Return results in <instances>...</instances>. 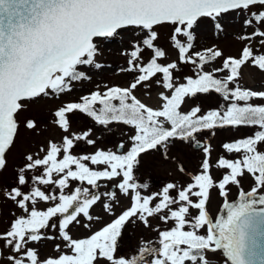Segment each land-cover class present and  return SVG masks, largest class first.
Segmentation results:
<instances>
[{
  "label": "snow or ice",
  "instance_id": "6c2138e0",
  "mask_svg": "<svg viewBox=\"0 0 264 264\" xmlns=\"http://www.w3.org/2000/svg\"><path fill=\"white\" fill-rule=\"evenodd\" d=\"M109 41L127 83L62 99L110 67ZM247 69L264 77V0H0V207L14 209L0 219V264H264V85L243 86ZM153 89L154 106L136 95ZM212 94L225 103H195ZM112 125L130 128L127 144L98 148L96 128ZM241 127L255 131L223 142L213 160L204 134ZM21 129L37 139L18 154ZM49 129L58 136L40 140ZM81 142L94 151L76 154ZM185 147L198 165L189 172L176 157L187 179L152 191L143 157L169 162ZM214 191L224 201L215 218ZM130 226L155 231L158 246L141 232L125 251Z\"/></svg>",
  "mask_w": 264,
  "mask_h": 264
},
{
  "label": "rangeland",
  "instance_id": "374dc122",
  "mask_svg": "<svg viewBox=\"0 0 264 264\" xmlns=\"http://www.w3.org/2000/svg\"><path fill=\"white\" fill-rule=\"evenodd\" d=\"M163 31V30H162ZM211 43V41H209ZM233 45V40L229 37L227 39H221L220 40V46L225 49V51H229L231 46ZM119 45L118 43H112L111 41L106 42V51L104 53L103 60L107 65H110V67H106L103 71H90V75L92 76L91 81H83V82H75L73 85V91L69 96H64L62 99L64 100H75L78 99L79 96L88 94L90 91L95 90L96 85L99 84L101 87H103L104 84H108L110 86L112 85H124L127 83V81L130 79V77L127 74L119 72V69L121 67L125 66L124 59L119 56L118 49ZM190 74V71L187 67L184 68L183 72H178V76H184ZM241 84L243 86H256L261 87V85H264V77H262L259 73L255 72L252 69L245 70L244 79L241 81ZM156 90H151V96H149L145 90H140L136 93L138 98H141L143 102L155 105L156 102V96H155ZM45 101H47L48 107H54L57 103H59V100H48V98H45ZM259 102V101H257ZM197 104H201L202 107L205 110H208L211 108H217L219 107V104L225 103L222 101V99L218 96V94H212L211 98L208 100H205L203 97L200 99H197L195 101ZM189 104H192V101H189ZM88 124H91V121H87ZM78 125L80 127H83L84 121L81 120L78 122ZM42 127H46L42 125ZM255 129L248 128V127H241L239 130H235L232 128L228 129H217L215 136H211L210 133H205V138L210 137V142L213 146V153L212 158L215 160L219 155L224 154L222 148L220 145L223 142L234 140L238 138L245 137L247 135H251ZM131 134L130 128L128 126H116L112 125L110 128H99L97 127L95 130L94 139H97V147L98 148H104V149H112L115 150L116 147L120 142H124L127 144L128 135ZM49 135H57L58 133L54 130H47L43 133L42 136L39 137L40 140H43ZM36 137L33 133L26 132L23 129H21L19 139L17 141V148L19 150L22 148V145L24 146H30L34 143H31V140L36 141ZM76 154H83L86 152L94 151V149L91 146H88L84 143H79L75 148ZM170 156L173 157V159L169 162L162 161L158 154H156V157L153 158V156H144L143 157V163L146 167L150 169L151 175L145 176L146 181L151 185V190L156 191L159 186L164 183L167 180H173V179H187V177H181L179 173L176 172V168L178 165L175 163V158L178 157L180 161H182L185 165V167L188 169L189 172L193 171L194 168L198 165L199 160L197 157L200 155L199 151L196 149H190L185 147L182 152H175L171 151L169 153ZM11 162V161H10ZM139 175V173H138ZM213 175L219 176L220 172L218 170H213ZM160 183V184H158ZM242 185L245 190H248L250 186L252 185V178L246 177L242 180ZM104 188H101V191H103ZM238 192L236 188H233L229 195V201H232L234 198H237ZM223 198L219 197L216 192L214 191L212 193V202L210 204V213L215 218L217 217L218 213L221 211L223 207ZM96 213L100 212V209L97 208L95 210ZM95 214V213H94ZM107 219V218H106ZM152 223L155 225L157 222L155 220L152 221ZM95 228L100 227L99 224H96L94 226ZM161 228L164 227V225H160ZM74 234L78 236H82L86 234L85 229H73ZM141 232L143 233V240L146 241H152V243L156 246H158V236L155 231L146 230V229H134L133 227H128L125 230V245L124 250L127 251L128 243L127 241L131 240V246L135 247L137 239H141ZM52 245L48 244L47 249L48 251L51 250ZM211 264H223V260H217L212 259Z\"/></svg>",
  "mask_w": 264,
  "mask_h": 264
},
{
  "label": "flooded vegetation",
  "instance_id": "af4514ba",
  "mask_svg": "<svg viewBox=\"0 0 264 264\" xmlns=\"http://www.w3.org/2000/svg\"><path fill=\"white\" fill-rule=\"evenodd\" d=\"M30 142L35 143L34 140H31ZM31 146H33V145H30V146L22 145V148L20 150H19V148H17L16 151L19 154V153L24 152L25 150H27ZM20 162H21V160L19 158H17L16 160L11 161L10 165L11 164H18ZM158 184H160V183H158ZM41 207H44V205H41ZM10 210H14L13 206L11 205V202H5L3 204V206L0 207V219H2L5 224H7L8 220L10 219Z\"/></svg>",
  "mask_w": 264,
  "mask_h": 264
},
{
  "label": "water",
  "instance_id": "95a60500",
  "mask_svg": "<svg viewBox=\"0 0 264 264\" xmlns=\"http://www.w3.org/2000/svg\"><path fill=\"white\" fill-rule=\"evenodd\" d=\"M239 199V197H237V198H234L232 201H229V202H234V201H236V200H238ZM223 208V207H222ZM222 213H221V211L218 213V215L217 216H219V215H221ZM224 215H226V210L224 211V213H223Z\"/></svg>",
  "mask_w": 264,
  "mask_h": 264
}]
</instances>
